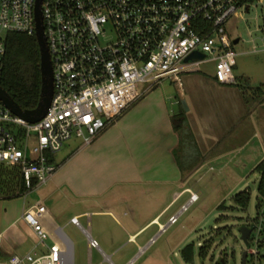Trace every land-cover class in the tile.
<instances>
[{"label": "built area", "instance_id": "obj_1", "mask_svg": "<svg viewBox=\"0 0 264 264\" xmlns=\"http://www.w3.org/2000/svg\"><path fill=\"white\" fill-rule=\"evenodd\" d=\"M255 3L251 0H0V70L8 35L37 36L40 13L54 84L48 113L36 123L15 115L0 100V165L19 168L26 187L30 191L38 189L58 170L56 156L69 142L78 139L83 146L92 144L144 93L167 79L180 82L182 74L193 71L210 56L216 62V80L221 84H236L234 68L238 53L233 48L235 40L228 24ZM261 51L264 47L254 46L253 53ZM194 52L204 53L207 58L186 63L185 59ZM140 85L146 87L140 90ZM52 156L55 162H51ZM198 199L199 195L192 193L188 203L168 224L161 226V232L175 224ZM46 212L39 202L23 215L42 246H46L50 237L42 225ZM71 223L85 231L90 250L102 251L79 217H73ZM251 228L257 234L247 251L258 259L263 221ZM2 237L0 233V241ZM72 254L71 241L63 240L41 254L33 251L9 259H3L0 249V264H69Z\"/></svg>", "mask_w": 264, "mask_h": 264}, {"label": "crops", "instance_id": "obj_2", "mask_svg": "<svg viewBox=\"0 0 264 264\" xmlns=\"http://www.w3.org/2000/svg\"><path fill=\"white\" fill-rule=\"evenodd\" d=\"M198 68L182 74L180 82L166 80L147 91L92 144L71 146L68 143L65 146H70L68 158L57 159L59 168L46 184L50 195L62 193L63 202L75 206L89 204L90 198L104 200L107 205L96 213L102 217L106 243L116 245L124 232L130 243L140 246L139 240L145 233L154 227L161 230L176 212L162 223L164 216L194 192L188 183L199 168L189 178L185 177L178 160L184 143L173 125L175 115H185V129L191 135L189 141L203 159L200 167L220 165L216 179L232 174L241 175L239 181L244 182L264 160V109L250 114L244 89L237 84H221L216 78L196 75ZM248 123H252L253 130L246 128ZM136 188L151 195L157 191L156 195L162 198L143 222L123 212L120 205ZM196 193L201 195L202 191ZM48 201L46 197L36 202L46 206L42 225L50 234L47 240L51 246L63 240L71 241L65 230L73 225V217L80 219L86 214L85 207L82 212L77 209L66 213L48 206ZM36 204L8 206L0 225L3 259L48 250L47 245H40L37 233L23 218L25 211ZM106 257L111 261L110 256ZM72 260L74 263L73 254Z\"/></svg>", "mask_w": 264, "mask_h": 264}, {"label": "rangeland", "instance_id": "obj_3", "mask_svg": "<svg viewBox=\"0 0 264 264\" xmlns=\"http://www.w3.org/2000/svg\"><path fill=\"white\" fill-rule=\"evenodd\" d=\"M228 27L233 41L240 39L238 44H233L234 50L238 53L234 74L246 92L250 114L254 115L255 111L264 109V51L253 53L255 45L259 49L264 47V1L263 3H255L249 11L231 19ZM211 59L212 56L208 60L202 61L198 72L195 74L215 78L216 62ZM145 87L146 85H140L139 89L142 90ZM246 126V128L253 130L252 123H248ZM258 127L260 126L258 125ZM262 130L264 131V128ZM69 143L74 146V144L78 145L82 142L73 139ZM183 145L182 150L178 152V160L185 171L186 178H189L199 168V171L191 178L192 180L189 179L188 184L195 193L202 191V194L178 218V221L164 232H161L158 227L148 230L139 240L140 246L130 243L124 232H122L123 235L120 236L116 245L104 241L105 232L102 230V217L96 213L107 205L104 200L90 198L89 204L70 205L63 202L62 193V195L60 193L50 195L51 190L48 185H43L23 196L12 198L0 196V225L4 221L9 205L21 207L26 203L27 206H30L36 204L40 198L48 197V206L66 211V213H72L77 209L82 212V207H85L84 212L86 214L80 218V222L85 229H90L92 236L102 248V251L90 250L85 231L75 225L67 227L65 234L74 245V263L71 260L70 264H222L223 259L225 264H242L243 253L247 251V245L242 239L241 229L245 226L252 227L256 221L260 224L262 220L264 224V209L260 212L257 209L258 201L261 200L257 192L260 175L257 172L251 173L244 182L239 181L241 175L232 174H226L222 178L216 179L220 165L213 164L204 168L200 167L203 159L194 144L188 141ZM69 148L70 146L64 147L63 151L57 154L56 159L60 161L68 158ZM240 161L242 160L240 159ZM246 189L251 192L252 199L249 207L243 210L235 206L234 197ZM156 194H158L157 191H153L152 195L141 193L140 189L136 188L128 193L129 198L121 201L120 205L123 212L129 213L131 217L143 222L156 210L158 203L162 200ZM190 197L191 195L187 194L164 216L162 223H165L174 212L177 214L179 212L177 209ZM222 204L225 208L219 209L218 206ZM88 212L93 215L88 216ZM256 234H252L250 241L253 242ZM107 237L109 238V236ZM259 238L264 242L263 231ZM190 244L194 246L193 260L188 262L184 259L182 251ZM46 245L50 248V241L46 240ZM253 245L256 248V244L253 243ZM258 249L260 255L263 256L264 243ZM43 252L38 251L37 253ZM106 256H110L111 261ZM248 261L249 264H264V260L251 255H248Z\"/></svg>", "mask_w": 264, "mask_h": 264}, {"label": "trees", "instance_id": "obj_4", "mask_svg": "<svg viewBox=\"0 0 264 264\" xmlns=\"http://www.w3.org/2000/svg\"><path fill=\"white\" fill-rule=\"evenodd\" d=\"M251 1L258 2L260 0ZM236 84L242 88L239 80ZM0 86L23 110H34L38 107L41 100L42 75L40 47L36 36L26 34L8 35L6 55L3 67L0 70ZM172 121L175 130L180 132L182 142L187 143L191 135L189 130L185 129V115H175ZM50 160L55 162V157L52 156ZM255 171L260 175L257 187L258 195L261 198L257 205L260 212L264 209V160L257 165ZM29 191L19 168L0 165V196L12 198L23 196ZM251 199V192L244 190L235 195L234 203L237 208L244 210L249 207ZM224 208V204L219 207V209ZM257 225H259L258 221L252 227ZM263 243L260 247L263 246ZM193 248V244H190L182 251L184 259L188 262L193 260ZM260 258L264 260V255H260Z\"/></svg>", "mask_w": 264, "mask_h": 264}, {"label": "water", "instance_id": "obj_5", "mask_svg": "<svg viewBox=\"0 0 264 264\" xmlns=\"http://www.w3.org/2000/svg\"><path fill=\"white\" fill-rule=\"evenodd\" d=\"M38 17V30H37V41L40 47L41 54V75H42V90H41V100L38 107L34 110H23L12 97L0 86V100L5 107L9 108L15 115L24 118L25 120L36 123L41 121L48 113L51 106L53 94H54V84H53V67L49 49L47 46V41L44 36V29L42 26L40 13ZM240 39H236L234 44H238ZM207 55L201 52H194L185 59L186 63L198 62L205 60ZM242 239L247 245V248L251 247L250 236L253 233V229L249 226H245L241 229ZM222 264H225V260H222ZM248 264V251L243 253V263Z\"/></svg>", "mask_w": 264, "mask_h": 264}, {"label": "bare ground", "instance_id": "obj_6", "mask_svg": "<svg viewBox=\"0 0 264 264\" xmlns=\"http://www.w3.org/2000/svg\"><path fill=\"white\" fill-rule=\"evenodd\" d=\"M71 260H72V259H71ZM71 260L69 261V264H70Z\"/></svg>", "mask_w": 264, "mask_h": 264}]
</instances>
